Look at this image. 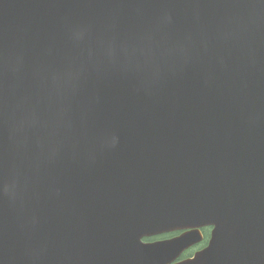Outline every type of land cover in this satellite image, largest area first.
Listing matches in <instances>:
<instances>
[{
  "label": "water",
  "instance_id": "water-1",
  "mask_svg": "<svg viewBox=\"0 0 264 264\" xmlns=\"http://www.w3.org/2000/svg\"><path fill=\"white\" fill-rule=\"evenodd\" d=\"M0 264H264V0H0Z\"/></svg>",
  "mask_w": 264,
  "mask_h": 264
}]
</instances>
